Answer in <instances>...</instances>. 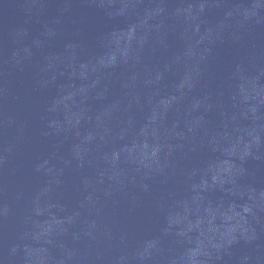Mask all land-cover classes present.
I'll return each mask as SVG.
<instances>
[{
  "label": "water",
  "instance_id": "obj_1",
  "mask_svg": "<svg viewBox=\"0 0 264 264\" xmlns=\"http://www.w3.org/2000/svg\"><path fill=\"white\" fill-rule=\"evenodd\" d=\"M0 264H264V0H0Z\"/></svg>",
  "mask_w": 264,
  "mask_h": 264
}]
</instances>
